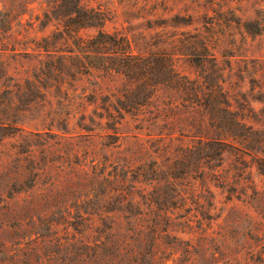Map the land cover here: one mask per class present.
Instances as JSON below:
<instances>
[{"label":"rangeland","instance_id":"1","mask_svg":"<svg viewBox=\"0 0 264 264\" xmlns=\"http://www.w3.org/2000/svg\"><path fill=\"white\" fill-rule=\"evenodd\" d=\"M45 1L11 33L56 32V21L40 24ZM98 1L116 9L102 30L158 58L128 78L66 48L30 90L0 94V264H117L116 250L152 224L158 254L202 240L201 259L264 264V0H212L207 11L206 0ZM155 3L165 9L149 12ZM0 59L23 78L38 57ZM171 64L206 96L178 92ZM91 242L97 261L86 263Z\"/></svg>","mask_w":264,"mask_h":264},{"label":"trees","instance_id":"2","mask_svg":"<svg viewBox=\"0 0 264 264\" xmlns=\"http://www.w3.org/2000/svg\"><path fill=\"white\" fill-rule=\"evenodd\" d=\"M33 0H0L2 9L0 10V55L6 56H23L35 55L38 57L37 63L34 65L33 72L26 77H17L9 75V66L6 59H0V94L2 93H19L24 90H30L31 76L35 77V72L40 73L44 66L52 65L53 59L63 54L66 48L74 52V55L82 58L95 57L93 67L103 66L106 69L116 73H123L128 78H134L141 73L142 76L151 70V63L158 58L154 54L142 55L135 54L132 51L131 44L126 36L111 35L102 30L108 16L116 9L104 6L98 0H49L45 1L40 24L45 28L50 21H56V32L52 35H45L41 38L28 39L25 33L12 34L11 30L14 25L25 30L24 25H30L29 22H23V15L28 9V5ZM200 1V0H199ZM203 5V11L209 9L208 3L212 0H206ZM165 9L164 4H153L149 7V12L155 11L157 8ZM40 18L37 17L36 20ZM23 26V27H22ZM60 28V29H59ZM87 28H95L97 33L88 38H83L80 31ZM71 44L72 47H69ZM31 50L32 52L28 51ZM149 59H153L149 60ZM168 62V59H164ZM49 63V64H48ZM172 66V64H171ZM143 71H145L143 73ZM170 71V69H169ZM171 74L177 76L180 80L178 84V92L193 96L195 101L206 96L203 87L200 84H194L188 78L179 75L171 67ZM143 78V77H142ZM141 78V79H142ZM203 91V92H202ZM201 93V94H200ZM192 99V98H191ZM142 105V103H137ZM217 110L227 113L231 116L233 124L241 126V122L234 118L232 112L228 109L225 100H219ZM192 131V130H190ZM184 131L180 132V135ZM193 133V132H191ZM194 133H198V130ZM209 133V132H208ZM216 135V134H214ZM130 213L135 216H147L154 213V209H130ZM162 230L152 224L145 226L142 230H136L133 236H129L134 246L130 249L122 250L119 248L113 254L117 264H215L216 261H208L199 258L195 248L202 247V240L192 244L188 240H177L179 245L184 244L182 253L176 255L174 252L158 254L157 250L160 245V233ZM176 240V239H175ZM169 245V242H167ZM175 242H172V244ZM96 242L85 244L84 257L86 263L97 261Z\"/></svg>","mask_w":264,"mask_h":264}]
</instances>
